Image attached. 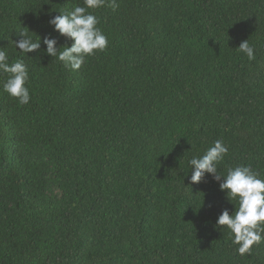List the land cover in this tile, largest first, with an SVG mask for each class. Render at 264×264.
Segmentation results:
<instances>
[{
  "label": "trees",
  "instance_id": "1",
  "mask_svg": "<svg viewBox=\"0 0 264 264\" xmlns=\"http://www.w3.org/2000/svg\"><path fill=\"white\" fill-rule=\"evenodd\" d=\"M116 2L89 9L109 44L73 71L14 41L29 29L62 51L48 21L83 0H0V47L31 96L0 72V264H264V240L241 256L215 226L238 202L211 175L190 184L188 163L221 140L218 171L264 179V0Z\"/></svg>",
  "mask_w": 264,
  "mask_h": 264
},
{
  "label": "clouds",
  "instance_id": "2",
  "mask_svg": "<svg viewBox=\"0 0 264 264\" xmlns=\"http://www.w3.org/2000/svg\"><path fill=\"white\" fill-rule=\"evenodd\" d=\"M108 4L116 9V0H83V6H75L71 11L59 12L48 23L60 36L72 41L71 45L61 51L56 37L29 35V29L19 32L20 39L14 41L15 48L23 54L40 49L48 56L57 58L64 66L73 71L79 70L88 56L103 52L109 44L108 37L98 27L99 17L89 9H98ZM46 47L41 49V44ZM249 60L255 59L254 47L248 40L238 46ZM9 54L0 47V72L9 74L3 83V90L9 96L18 100L20 105L30 102L31 96L28 84L30 82L29 67L23 59L9 62ZM228 147L221 140L214 141L202 156H192L188 161L191 166L190 184H198L207 175L218 182L219 189L225 192L229 202H238V208L230 214L225 208L217 217L215 226H226L233 237L232 243L238 245L241 256L251 253L254 244L264 240V179L248 166L228 168L226 174L218 171ZM187 176V175H185ZM184 182V181H183Z\"/></svg>",
  "mask_w": 264,
  "mask_h": 264
}]
</instances>
